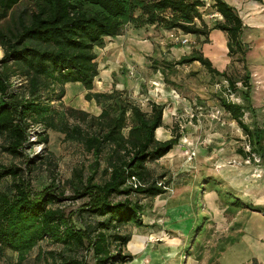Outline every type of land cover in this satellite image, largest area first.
<instances>
[{
  "label": "trees",
  "instance_id": "16d2710c",
  "mask_svg": "<svg viewBox=\"0 0 264 264\" xmlns=\"http://www.w3.org/2000/svg\"><path fill=\"white\" fill-rule=\"evenodd\" d=\"M19 1L0 0V17ZM31 1L33 8L28 14L20 11L11 26L0 29V136L6 140L0 148L18 157L27 130L39 124L77 142L90 155V162L69 179L72 196H65L54 182L35 191L20 167L0 164V251L9 249L23 256L47 239L60 246L58 252H49L58 264H89L90 253L92 264H128L135 258L126 251L131 227L147 226L142 217L151 202L145 204L142 199L167 192L157 185L160 181L170 187L171 180L160 179L161 174L155 175L149 164L163 158L180 136L172 134L164 141L155 137V130L162 126L164 104L150 102V109L143 110L125 91L93 90L99 71L94 48L103 47L108 37L122 34L128 25L175 29L197 37H208L214 29L227 35L228 55L238 54L243 61L248 50L241 38L245 25L237 9L225 0H211L220 18L210 28L201 11L206 0ZM195 61L209 74L224 77L229 92L240 93L246 105L220 97V106L237 122L264 164V128L250 129L242 120L250 106V72L245 71L238 87L237 81L225 70L216 69L200 49L163 64L174 70L175 65ZM151 67L160 70L165 83L169 80L165 68ZM10 70L25 80L22 94L11 91ZM66 83H80L87 90L86 99L94 100L100 113L64 109L61 100ZM69 117L78 123H62ZM41 140L48 141L46 132ZM25 162L33 164L34 160ZM132 177L141 185L133 187ZM7 178L11 180L4 183ZM227 194L230 199L223 203L226 213L248 209L264 216V205L244 201L235 191ZM68 199L83 202L66 211L63 204ZM201 231L204 228L196 233ZM227 240L222 237L217 244L223 247Z\"/></svg>",
  "mask_w": 264,
  "mask_h": 264
},
{
  "label": "rangeland",
  "instance_id": "374dc122",
  "mask_svg": "<svg viewBox=\"0 0 264 264\" xmlns=\"http://www.w3.org/2000/svg\"><path fill=\"white\" fill-rule=\"evenodd\" d=\"M253 2L254 0H244L247 6L253 4ZM32 8L33 3L31 0L19 1L8 10L5 17H0V29L11 26L20 11L25 10L26 14H28ZM201 11L203 19L209 28L219 19V16H215L211 0H206L205 6ZM256 11L255 9L250 10L251 14ZM149 27L153 28V26ZM131 28L133 27L130 25L126 27V29ZM159 31V34L158 32L152 34L154 36L157 34V52L152 56H145V58L147 60L149 58L150 65L156 68H165L169 78L165 84L166 91H171L172 93L175 91L181 98H178L174 93L172 94L173 97H176L173 103L176 105L174 108L176 116L174 117L177 120L175 119L176 121L172 122L170 131V135L178 134L180 139L169 156L166 155L157 162L149 164L155 175L161 174L160 179L165 182H168V180L174 182L171 187L172 192L170 191L171 196L167 198L165 203L162 202L169 209L162 210L161 214H158L155 221L150 224L151 228L145 231L149 232V234H154L152 235V241L149 243L153 244V248L148 245V250L152 252L148 256L150 264L152 262V264H264V216L258 212H250L248 209H240L234 214L224 211L222 212L223 219L221 221L216 220L214 211L210 210L214 204H209L212 207H208V205L205 207L207 202H205L204 197H206L208 189L213 188L219 195L218 199L215 200L217 203L215 205L220 211L223 208V203L228 198L230 199L227 193H231V191H235L241 199H247L245 196H241L244 193L240 192L233 182L225 178H217L216 176H219L220 173L214 172L213 176L215 177L207 178L205 182L200 178V166H203V170L208 167V165L199 164L200 155L210 156L208 161L212 162L207 168L209 172L216 170L215 168L219 167L218 163L232 165L237 167V169L254 165L253 163L245 164L243 162L245 156L243 153L240 154L239 151L244 152L246 136L237 122L226 115V112L219 104L220 97H225L233 102L243 103L239 93L229 92L228 83L224 77L209 74L200 64H194L192 67H187L188 64L175 65L174 70L163 64L164 60L171 62L178 60L181 52L176 51V57L172 53L173 50L171 48L176 44V47H179V44L183 45L186 43L189 47V52L192 49H200L211 60L212 65L216 69L219 71L225 70L233 80L237 81L238 87L241 86V79L245 71L250 72V81L253 85L252 93L259 94V92L264 91V88L261 89V87H264L262 86L264 84L261 83L264 79V28L262 30L245 29L243 31L241 38L248 47L243 61L238 54L228 55L227 35L225 32L212 29L208 37H197L191 34H184L175 29H159ZM123 33H125V30ZM183 40H186V42H182ZM98 48L101 47H95L94 50L98 51ZM2 55L3 52L0 46V59ZM147 60L146 66H148ZM127 61L129 62L128 58ZM129 64L127 69L125 66H121L118 72L121 74V70H124L128 75L127 77L135 78L137 67L134 63L129 62ZM129 67L134 68V76L132 77L128 74ZM149 68L151 67L149 66ZM8 74L11 91L22 94L26 83L25 80L11 70ZM137 76L139 77V75ZM147 83L149 81L145 78V82L140 88L142 95H139V99L147 97L145 95H149L148 90L150 88L154 90V87H156L153 84L149 86ZM64 89L65 94L61 100L64 109L70 107L94 115L93 112H95L98 105L96 102L93 104L94 100L86 99L87 90L81 84L66 83ZM151 93L153 94V92ZM130 98L133 99L132 97ZM155 99L161 101L160 98ZM133 100L143 110H149V103L153 102L145 98ZM54 105L58 104L54 102ZM255 106L264 108V102L257 100ZM185 109L188 111L185 112ZM200 111L204 112L200 114L201 127H198L194 132L191 130L193 127L184 129L186 119L191 120V124H197L198 116L196 114ZM217 111L219 112L218 118H212L211 114ZM190 113L192 114L191 117L189 116ZM258 117L259 121L258 119L257 121L261 123V120H264V116L260 114ZM251 119L253 117H250L249 113H245L243 120L251 123ZM62 123L76 124L78 121L69 117L68 120L65 119ZM79 123L84 127L83 122ZM27 132V141L20 148L21 155L18 157H13L0 148V164L20 167L23 177L28 179L30 187L35 191H40L54 182L59 189L64 190L65 196H72L73 193L68 181L73 177V172L76 169L88 165L90 155L85 153L77 142L66 140L64 133L60 131L46 130L43 126L37 124L32 126ZM45 132L48 135L46 143L41 140ZM187 136H191L194 142H197L196 146L193 145L192 149H190V151L194 150L196 153L192 158L187 155V149L182 148L183 145L186 147L182 141L183 137ZM233 141L237 142L234 143ZM5 144L6 140L2 135L0 136V146ZM27 158H33L34 163L25 162ZM259 164H263V162ZM164 175L165 178H162ZM251 176L255 177L257 182H264V172L260 174L251 173ZM10 180V178H7L4 183H8ZM262 189L256 187L254 190L256 194L250 193L247 198H251L249 200L251 203L264 205L263 202L255 201L263 197L260 194ZM142 201L143 203L151 202L152 204L158 202L157 199L149 197L143 198ZM82 202V199H68L63 205H65L66 211H69L76 209ZM199 226L200 228L197 231L199 232L201 228H204V231L197 234L196 229ZM222 237H228L229 240H227L226 245L220 247V244L217 243ZM157 239H161V242H157ZM179 239H181V242H179ZM175 241L177 244L173 245L171 242ZM220 248L223 249L221 250ZM59 249V245L46 239L40 241L37 246L23 256L9 249L0 251V264H58V261L56 262L49 252H58ZM174 251L177 252L175 256L166 257V253L171 254ZM88 261L89 264H92L91 253L88 254Z\"/></svg>",
  "mask_w": 264,
  "mask_h": 264
},
{
  "label": "crops",
  "instance_id": "0c3cea01",
  "mask_svg": "<svg viewBox=\"0 0 264 264\" xmlns=\"http://www.w3.org/2000/svg\"><path fill=\"white\" fill-rule=\"evenodd\" d=\"M225 1L237 9L239 16L241 17L243 21V24L245 25V29L262 30L264 28V3L254 0L253 4H249L247 6L246 3H244V0H231L230 2L229 0H225ZM251 9H255L257 11L251 14L250 12ZM154 32H158L159 34L160 31L159 29H154L151 27L149 28L147 27V29L145 30L144 28H141V29L131 28V29H125V33L120 34L116 37H108L107 43L105 44V46L98 48V51H95L97 55L96 61L98 64L99 71H98V75L94 79L93 89L94 91H99V92H110L116 89L120 91H125L130 97L136 100H141L142 98H145L146 100L148 99L149 101H153L158 104H164V106L167 105V107H164L163 114H162V126L158 127L155 130L156 139L160 141H164L171 137L170 135V131L172 128L171 124L172 122H175L177 120V118L174 117L176 116L175 115L176 110L174 109L176 105L175 103H173L174 100H176V97H173L172 94L174 93L178 98L180 97L175 91H173V93L171 91L170 92L166 91L165 89L166 83L164 81L163 75L161 74L160 70L158 69L157 71H154L153 68L151 67L152 65H150L149 58L148 60L147 58H145V56L149 57L157 52L158 38L156 37L157 34H155V36L152 35ZM179 45H180L179 47H176L177 46L176 44L174 47L171 48L173 50L172 53L175 54L176 57H177L176 51L181 52L178 58H180L181 55H184L185 53L189 52V47L186 43H184L183 45L181 44ZM127 58L129 59L130 63H134L135 66L137 67L135 78L127 77L128 75L126 72H124V70H121V74H119L118 72V69L121 66H125L127 69V67L130 65L129 62L127 61ZM178 58H175V59H178ZM146 60L148 61V66L145 65ZM164 61H168V60H164ZM194 64H200V63L195 61L193 63L188 64L187 67H192L194 66ZM149 66L151 68H149ZM137 75H139V77ZM145 78L148 79L149 83L147 84L149 86H152L151 84H153L156 87H154V90L152 88L148 90L149 95L147 94L145 95L147 97H142L141 99H139V95H142L140 88L143 82H145ZM250 79H251V75H250ZM261 83L264 84V79L262 80ZM67 84H71V83H67ZM75 84H80V83H75ZM251 86L252 88L250 92V106L245 110L244 115L245 113H249L250 117L252 116L253 119H251L252 120L251 123L244 121L243 118L242 120L250 129H253L255 127L264 128V120H261V123L258 122L259 121L258 116L260 114L261 116L262 115L264 116V108L259 107L260 105L257 107L255 106V103L257 100H262L264 102V91L259 92V94L258 93L254 94L252 93L253 91L252 82H251ZM263 88L264 87H261V89ZM151 92H153V94ZM154 95L157 97H155ZM155 98H160L161 101H157ZM182 99L184 100V98ZM166 102L168 103L166 104ZM243 103L245 102L243 101ZM93 104H95V101H93ZM184 111L187 112L188 110L185 109ZM93 113L94 115H98L100 113L99 106L96 107V110ZM203 113L204 112L200 111L198 114H196V116H198V119H197V124L195 125L191 124V120L186 119V122L183 128L191 129L193 127L191 130L192 132H194L198 127H201L202 121L200 120V114H203ZM226 115L228 114L226 113ZM189 116L191 117L192 114L190 113ZM182 142L186 145V147L183 145L182 148L187 149V155H190V156L192 155L189 158H192L193 156H195L196 154L195 151L194 150L190 151V149H192L193 145L196 146L197 142H194L191 136L183 137ZM233 142L236 143L237 141H233ZM174 147L166 154L167 156H169V154L174 151ZM209 157H206V155L205 156L200 155V159L198 160L199 164L208 165L209 167L212 162V161H208ZM217 165H219V167L215 168L216 170H213V171L211 170V172L207 170L208 167H205L203 170L202 169L203 166H200L199 169H201V172H200L201 180L207 179L208 177H215L213 176L214 172L220 173L219 175L220 177L218 175L216 177L221 178V179L225 178L233 182L234 185H236L239 188L240 192L244 193V195H241V196H245L247 200L243 198L242 199L247 202H250L249 200L251 198H247L250 196V193L256 194V191H254L256 187L263 188L262 192L260 193L261 195H263V197L257 200L255 199L254 200L257 202L264 203V182L263 183L257 182V179L251 176V173L260 174L261 172H264L263 164H254V165L244 166V167H241L242 169H237V167L232 166V165H224L223 163L221 164L218 163ZM173 185H174V182L171 181L169 191L167 190V192H165L164 194L151 197V199H157L159 204L158 202L154 204L152 203L146 204L144 202L146 204V212L142 218H143V223L147 226L131 228L132 237H131V240L126 245L127 246L126 251L134 255L135 258L128 264H150V260L148 256L152 252L151 250H148L149 248L148 245L152 246L153 248V244H149V243L152 241V238H153L152 235L154 234H149V232H145V231H148V229L151 228L150 224H152L155 221V218L158 216V214H161L162 210L164 211V210L169 209V208H166L165 205H163V203H165L167 198L171 196L170 191L172 192L171 187ZM218 196L219 195L215 192L213 188H211L210 190L208 189L206 191V197H204L206 200L205 202H207L205 207H207V205L208 207H212L209 204L211 203L214 204L210 210L214 211L215 219L218 221H221L223 219L222 212L225 211L226 207L223 204L222 206L223 208H221L222 210L221 211L218 210L217 205H215L217 204L215 200L218 199ZM179 240H180L179 242H181V239ZM156 241L161 242V239H157ZM171 243L173 245L177 244L176 241L171 242ZM176 253H177L176 251L172 252L171 254L166 253V257L175 256Z\"/></svg>",
  "mask_w": 264,
  "mask_h": 264
},
{
  "label": "built area",
  "instance_id": "2783aa9c",
  "mask_svg": "<svg viewBox=\"0 0 264 264\" xmlns=\"http://www.w3.org/2000/svg\"><path fill=\"white\" fill-rule=\"evenodd\" d=\"M215 16H219V14L215 13ZM220 18V16H219ZM182 42H186V40H183ZM128 74L129 76H134V68L133 67H129L128 69ZM219 111V110H218ZM216 112L214 114H212V118H218V114L219 112ZM246 145L244 146V152H245V157L243 158V162L245 164H250V163H253V164H259L261 162V158L259 155H257L255 152L252 151V147H251V144H250V141L249 139L247 138L246 136ZM192 156V155H191ZM130 184L133 185V187H137V186H140L141 183L135 178V177H132L130 179ZM158 186H162L163 188L167 189L169 191V188L164 186L165 184L162 183L161 181L157 183Z\"/></svg>",
  "mask_w": 264,
  "mask_h": 264
}]
</instances>
